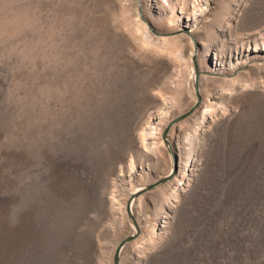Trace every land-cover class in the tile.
<instances>
[{"label": "rangeland", "instance_id": "obj_1", "mask_svg": "<svg viewBox=\"0 0 264 264\" xmlns=\"http://www.w3.org/2000/svg\"><path fill=\"white\" fill-rule=\"evenodd\" d=\"M192 36L119 264H264V0H0V264H113Z\"/></svg>", "mask_w": 264, "mask_h": 264}, {"label": "water", "instance_id": "obj_2", "mask_svg": "<svg viewBox=\"0 0 264 264\" xmlns=\"http://www.w3.org/2000/svg\"><path fill=\"white\" fill-rule=\"evenodd\" d=\"M187 33L191 35V31L190 29L187 28H182L176 31H172V32H157V34L161 35V36H174L180 33ZM195 45H196V49L194 52V56H193V63H194V68H195V73H194V87L196 90V95H197V101L195 102V104L186 112L182 113L181 115H178L177 117H174L170 123L167 125V127L164 130L163 133V139L164 142L166 143V145L168 146V149L170 151V153L172 154V158H173V168L172 170L165 175L164 177L156 180L153 183L147 184L145 187H143L142 189H140L137 192H134L128 199L127 203H126V210L129 214V216L132 218L135 226H136V231L134 234L126 237L125 239H123L120 244L116 247L115 253H114V260H113V264H119L120 261V254L122 249L124 248V246L126 245V243L134 240L136 238V236L138 235V233L140 232V227L136 221V218L133 215L132 212V206H133V202L135 200L136 197H138L139 195H141L142 193H145L147 191L153 190L154 188L158 187L159 185H162L168 181H170L177 173L178 171V165H179V159H178V155L175 152L174 148L172 147V144L170 143V140L168 139V133L171 129V127L178 123L183 121L184 119H186L187 117H189L190 115H192L194 113V111L198 108V106L200 105V103L202 102V95L200 94V77L202 74V71L199 68V64H198V58H197V53H198V42L194 39V37L192 36Z\"/></svg>", "mask_w": 264, "mask_h": 264}, {"label": "bare ground", "instance_id": "obj_3", "mask_svg": "<svg viewBox=\"0 0 264 264\" xmlns=\"http://www.w3.org/2000/svg\"><path fill=\"white\" fill-rule=\"evenodd\" d=\"M137 192V191H136ZM220 201H222V199H220ZM245 204V203H244ZM234 207H235V205H234ZM233 208V207H232ZM239 209V208H238ZM215 211V210H214ZM248 211V210H247ZM212 212V211H211ZM228 214V213H227ZM231 214V213H230ZM233 216V215H232ZM231 216V217H232ZM220 219V218H219ZM221 220V219H220ZM206 223V222H205ZM245 224V223H244ZM228 226L230 227L231 226V224L230 223H228ZM204 227V226H203ZM220 227V226H219ZM204 229V228H203ZM228 229H230V228H228ZM232 230V229H231ZM230 230V231H231ZM200 231V230H199ZM226 231H228V230H226ZM229 231V232H230ZM216 232V231H215ZM232 232H233V230H232ZM199 233V232H198ZM231 233V232H230ZM227 235H228V233H227ZM209 236V235H208ZM213 237V236H212ZM226 237V236H225ZM228 237V236H227ZM210 238V237H209ZM229 238V237H228ZM195 240V239H194ZM210 240V239H209ZM212 242V241H211ZM196 243V242H195ZM210 243V242H209ZM215 243H216V241H215ZM193 245V244H192ZM223 245V244H222ZM209 248V247H208ZM230 248V247H229ZM206 252V251H205ZM212 252V251H211Z\"/></svg>", "mask_w": 264, "mask_h": 264}]
</instances>
